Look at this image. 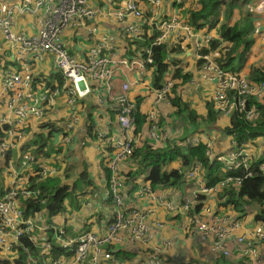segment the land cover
I'll return each instance as SVG.
<instances>
[{
  "label": "built area",
  "instance_id": "1",
  "mask_svg": "<svg viewBox=\"0 0 264 264\" xmlns=\"http://www.w3.org/2000/svg\"><path fill=\"white\" fill-rule=\"evenodd\" d=\"M178 2L181 3L180 0ZM161 3L162 0H127L124 13L120 14L121 19L131 17L136 22H143L144 5L150 4L155 9ZM246 10L260 20L255 35L264 39V0L249 3ZM97 14L98 11L87 0H23L12 5L0 3V29L4 41L14 53L12 61L21 65L17 68L12 63L5 66L1 62L0 160L12 179L10 188L0 196V248L12 251L27 236L37 243L35 233L41 229L38 221L40 213L34 217H26L23 201L36 198L40 193L30 188L31 178L45 180L57 174V168L47 164L44 155L37 154L38 147L24 148L27 137L33 129L47 133L51 130L49 126L52 123L47 120L59 97H66L67 105L72 111V120L66 124L65 129L67 133L70 132L79 123L75 110L78 100L90 97L98 105L109 108L108 111L115 117L119 127V132L114 134H109L98 126L88 127L113 174L109 182L108 196L112 198L117 209L113 212V222L102 236L87 232L73 237L63 226H46V231H54V241L64 253L58 259H53L50 256L52 246L47 244L49 259L43 264H86L88 261L90 264H99L101 258L111 259L124 245L141 248L145 255V264H166L170 244L161 242L157 245L155 242L156 234L166 229L163 222L154 219L155 211L149 209V206L156 209L155 205L164 209L166 214L182 216L188 223L186 231L190 235L199 234L213 239V251H221L224 256L237 255L247 264H264V253H261L264 248V224H257L249 229L240 219V214L239 217L224 214L221 218L223 214L218 213L215 207H205L206 216L211 220L209 223L203 220V210L195 212L202 207V199H217L231 187L240 188L244 179L254 175L252 167L256 159L253 143L217 154L212 141L203 142L202 137L198 136L192 138L184 144L206 145V156L210 163H220L223 171L230 175L217 185L209 187L204 176L205 166L196 161L188 171L185 181V185L193 184L195 191L191 198L184 200L183 205L179 207L167 199H158L150 185L143 183L135 201L129 204L127 211L124 210L127 205L121 191L125 181L119 176L118 164L120 161L132 159L143 136L149 135L155 144L166 143L161 125L164 116L159 109H152L146 115V124L150 125L148 132H138L137 104L130 97V91L145 83L149 77L143 76L147 66L154 67L150 49L143 52L142 62H134L127 56L114 61L111 55L115 47L106 39L94 42L82 60L73 57L68 50L64 33L74 27H85L84 20ZM24 15L40 16V30L37 34L25 36L16 33L15 19ZM148 24L158 25L160 28L159 37L152 43L154 46L166 45L168 32L172 30H177V45L194 35L188 24L182 25L177 19L163 21L158 20V16H153ZM138 32L137 24L126 25L123 29V34L132 40L138 37ZM206 42L211 44L213 40L209 38ZM220 46L224 47L220 44L210 55L203 57L201 77L217 84L214 101L222 116L230 118L234 112L246 113V119L251 121L256 117V112L254 108H248V101L264 100V82L256 83L240 73L222 69L217 61L210 58L219 52ZM228 49H223L222 52H229L230 48ZM1 51L0 46V53ZM48 56L54 61V75L62 78L61 82L52 86L36 73L37 65H43ZM166 62L169 63V60ZM132 63L139 66L141 78L131 82L117 79V71L130 68ZM114 65L118 67L114 68ZM153 71L155 73L154 69ZM117 82L121 83L119 93L116 92ZM176 84L177 81L167 73L164 85L160 89H153L157 104L173 96ZM230 92H235L236 96L230 97ZM18 149L21 150L17 155ZM9 153H13L10 159ZM260 171L264 173V165L260 167ZM238 172L244 173V177L238 175ZM137 202L142 206H136Z\"/></svg>",
  "mask_w": 264,
  "mask_h": 264
},
{
  "label": "crops",
  "instance_id": "2",
  "mask_svg": "<svg viewBox=\"0 0 264 264\" xmlns=\"http://www.w3.org/2000/svg\"><path fill=\"white\" fill-rule=\"evenodd\" d=\"M23 0H0V3H6L12 5L14 2ZM35 1V0H32ZM89 5L98 11V14L93 18H86L84 20L85 27H74L68 29L64 33L65 44L72 54L73 57L77 59H84L88 49L93 45L94 42L101 39H106L110 45L115 47L114 53L111 55L113 60H119L123 56L129 57L134 62H142L143 52L146 51V47L139 44L138 41H142L145 38H150L155 35V32H160L158 25L148 24V21L153 16H158V20L163 21H173L177 19L182 25L188 24L192 29L194 35L192 38L185 40L181 43L180 52L171 53L168 57L169 63L171 61H176L179 66L183 68V74L189 76V81L182 84L180 81L178 83V89L173 96L169 97L168 100L163 101L159 104L156 102V97L154 95V67L147 66L146 71L143 76L149 75L147 80L143 84L135 86L130 91V97L136 101L142 100L141 113L145 116L152 109L157 108L163 114L161 125L163 132L166 136V142L177 145L178 147H185L192 138L198 136L202 137L203 142L212 141L216 145L217 154H224L232 151L233 142L231 137L224 134V130L230 124V119L220 115V118L216 125L213 127H208L202 125L199 133H195L193 125L187 123V121H181L179 117L176 116V107L172 104L171 100L179 96L184 103H188L193 110L197 112L200 117L207 116V106L208 104L214 105L215 109V93L217 84L213 82H208L202 79V65L200 61H204L201 52L203 49L209 48L211 44H207V40L210 38L213 41H219L224 47L219 48V52L216 55H211V59L218 62V59L224 54L223 49L232 48V43L225 41L221 37V28L227 23V18L225 17V5L221 7L220 16L218 22L212 27L209 23L201 22L202 28L196 29L192 26L190 22V11H198L201 9V0H162V3L157 8H152L150 4H145L143 11L145 16V21L136 22L131 17L121 19V13H124L125 5L127 0H87ZM228 2V0H223ZM246 5H244L241 11H235L233 17L230 19L229 24L233 26L242 16H247L249 13L246 10V6L249 3H253L258 0H247ZM178 2V3H177ZM161 17V19H160ZM253 38L255 40V45L250 51V56H248V61L245 67L240 72L246 78L251 80L252 69H264V39L255 35V29L259 25L260 20L255 18L253 15ZM15 31L18 34L25 36L35 35L40 30V16H17L15 19ZM137 24L139 25L138 37L134 40L126 37L123 34V29L126 25ZM213 24V23H211ZM264 27V22H262ZM159 29V30H158ZM182 32V31H181ZM183 33V32H182ZM156 40V39H155ZM154 40V41H155ZM153 41V42H154ZM168 48L171 50L177 46V30H172L168 32L167 44ZM0 46L2 51L0 53V84L2 81V67L1 62L6 65L12 63L15 67L20 68V63H14L12 61L14 53L11 51L9 45L4 41L2 31L0 29ZM211 54V53H210ZM209 54V55H210ZM43 65H37L36 73L44 77L49 85L61 82L62 78L55 76V71L53 68L54 61L52 57L48 56L45 58ZM118 65H114L117 68ZM155 70V69H154ZM233 73V72H232ZM116 78L119 80L138 81L141 78V71L139 66L131 64L130 68H121L117 71ZM120 82L116 83V92L119 93ZM156 89V88H155ZM66 97H59L55 108L51 111L49 115V120L52 125L56 126L55 133L48 137L50 145L49 152L44 155V160L51 167L57 168V174L54 178L60 179L61 185H68L70 187H75V182L79 180L84 186L83 190L79 194L81 199L79 201V209L76 211L74 207L69 204V198L65 203V211L56 217L50 218L47 209H44L38 215V221L41 225V229L37 230L35 236L37 238L38 256L31 257V264H43L47 259H49V254L47 251V244H51L52 251L54 244L56 243L58 249L60 250L59 244L56 241L49 240V232L46 231L45 227L53 225L56 227H65L70 236L76 237L78 235L92 232L97 236H102L106 233L107 227L113 222V213L116 211V205L112 206V202L109 200L108 194L110 193V185L107 183L106 174L104 173V166L108 162L105 156L99 150V144L94 139L89 126L101 127L105 132L109 134H114L119 132L118 123L115 117L108 111L107 106L98 105L97 102L92 100L90 97L83 100H78L75 110L79 120L78 125L72 129L70 132H66V124L72 120V111L67 105ZM258 103L263 104L264 100H258ZM150 128L149 124L143 126L142 132H148ZM223 129L222 138L219 136L210 137V134H215L216 130ZM51 129V128H50ZM60 130H64L61 133ZM187 132L189 134H187ZM40 133L38 129H33L30 135L27 137L24 148L32 147V143L36 140V137ZM189 135V140L182 141V138ZM208 135V136H207ZM68 138L66 139V137ZM65 141L67 143H65ZM184 144V146H182ZM254 154L255 159H259L263 155L264 151V141L257 140L254 143ZM166 145L155 144L149 137V135L143 136L138 149H143L148 146L153 148H162ZM258 146L260 148H258ZM228 147V148H227ZM23 149V147H22ZM38 149V148H37ZM21 149L16 151L18 155ZM37 150V154H38ZM1 162V173H0V196L4 194L10 188L11 185V175L5 170L4 163ZM104 162V163H103ZM107 164V163H106ZM139 165V161H138ZM137 163L135 160H123L118 164L119 176L126 181L125 175L136 169ZM138 167V166H137ZM174 170L181 172L182 164L180 161L170 164L163 168L164 172L171 173ZM88 172V177L84 178L83 174ZM150 173V168L147 170L146 176ZM188 171L186 172L187 175ZM145 177H140L137 180L138 189L134 190L133 184H126L123 187L121 194L123 195L125 204V211L130 203L135 201V197L139 194ZM91 182V184H89ZM148 183V182H147ZM150 185V183H148ZM94 185V186H93ZM92 187V189H90ZM151 187V185H150ZM152 189V187H151ZM75 190V189H74ZM154 195L158 199H167L169 202L176 206L183 205L184 200L188 197L191 198L194 193L193 184L185 185V182L181 184L180 187H162L158 190H153ZM162 197V198H161ZM217 199H211L209 201L201 200L202 207L196 213L203 210L204 221H211L209 216H206L205 207L212 208L215 207L218 213L223 214L220 217H224V214H233L239 217V213L234 210L225 211L224 208H220ZM136 206H142L140 202L135 203ZM214 205V206H213ZM100 207V208H99ZM156 209L149 206V209L155 211L154 219L163 222L166 225V229L158 232L155 236V242L160 245L161 242H166L170 244L169 252L165 259L166 264H217L221 259L231 260L233 264H247L245 260L237 255L224 256L221 251H213V239H208L202 237L199 234L190 235L186 229L188 228V223L182 216L175 214H166L164 209ZM264 207V205H263ZM260 209V206H259ZM193 212V214L195 213ZM258 209H247L246 213L240 214L241 219L244 222L246 228H253L255 225L260 224L256 222L255 215ZM254 215L251 219L250 216ZM210 223V222H209ZM191 241H193L191 243ZM203 245V246H202ZM196 246L200 249L201 254L198 256L197 253L193 256L190 253V248ZM264 248H262L261 253H264ZM0 258H7L13 260L17 257L18 252L16 250L6 251L0 248ZM129 256L117 258L112 256L111 259L105 260L101 258L99 264H145V255L141 248L131 245H124L120 247L117 251ZM61 257V256H60ZM196 261L197 263H195ZM200 261V263H199ZM86 264H90L88 261Z\"/></svg>",
  "mask_w": 264,
  "mask_h": 264
},
{
  "label": "trees",
  "instance_id": "3",
  "mask_svg": "<svg viewBox=\"0 0 264 264\" xmlns=\"http://www.w3.org/2000/svg\"><path fill=\"white\" fill-rule=\"evenodd\" d=\"M247 0H201V9L198 11H190V22L196 29L203 27L202 21L209 23L213 27L218 22L220 16V10L225 5V17L227 23L221 28V37L223 40L232 43V48L229 52H226L218 59V63L222 69L228 72H240L248 61L250 51L255 45L253 38V21L252 15L242 16L233 26H230L229 21L233 17L235 11H241L246 5ZM213 23V24H211ZM160 32H155V35L150 38H145L143 42L138 41L147 49L152 51V58L154 60V83L155 88L160 89L164 85V80L167 73L170 74L172 79L180 81L182 84L189 81V76L183 74V68L179 66L178 62L171 61L167 63V59L171 53H179L180 46L177 45L173 49H169L167 45L154 46L153 41L159 37ZM221 43L219 41H213L209 48L203 49L201 54L203 56L209 55L212 51L216 50ZM204 64V61H200L199 64ZM150 67V66H149ZM251 80L256 83L264 82V69H252ZM178 83L173 89V94L178 89ZM230 97L236 96L235 92H230ZM137 104V127L138 132L142 130L146 123L147 116L141 113L142 100H136ZM172 104L177 108L176 116L181 121L186 120L187 123L193 125V131L199 133L202 125L213 127L217 124L220 118V112L215 109L214 105L208 104L207 116L200 117L195 110L191 108L188 103L182 102L181 98L176 95L171 100ZM254 108L256 117L249 121L246 119V113L234 112L230 119V124L224 130V134L231 137L234 147H241L247 143H254L257 140L264 141V103H258L257 99H250L248 101V108ZM51 130L48 132V136L45 133H40L33 146L38 147L39 155H46L49 149L45 148L50 145L48 137L55 133L56 126L52 125ZM64 133V130H60ZM187 134H189L187 132ZM0 136L2 133L0 132ZM189 135L182 138V141L189 140ZM29 148V147H28ZM49 148V147H48ZM207 146L199 144L193 146L186 144L181 148L177 145L166 142V145L162 148H153L152 146L145 147L143 149H136L133 155V160L136 161L137 166L135 170L129 172L126 177V184H133L134 190L138 189L137 180L140 177H145L144 182L150 183L153 190H158L162 187H180L182 183L186 181V172L189 171L196 161L202 162L205 166V179L208 182V186L212 187L223 181L230 174L223 171L222 165L217 163H210L206 156ZM36 151V150H35ZM13 156V153H9V159ZM1 161V160H0ZM139 161V165H138ZM180 161L182 164L181 172L174 170L171 173L163 171V168ZM3 163V162H2ZM104 163V162H103ZM4 165V164H3ZM264 165V151L263 155L254 161L252 170L255 172L250 178L244 179L240 188L236 189L231 187L224 191L220 196L218 205L220 208H224L225 211L234 210L239 214L246 213L247 209L258 208L260 209L255 215L256 222L264 224V173L260 171V167ZM104 173L106 174L107 183L112 179V172L108 165L105 163ZM150 168V173L146 176L147 170ZM0 162V173H1ZM238 175L244 177V173L238 172ZM84 178L88 177V172L83 174ZM91 184V182H89ZM29 186L33 190L39 191V195L36 198L23 201L24 211L26 217H34L36 214L41 213L44 209H47L50 218L65 211L66 201L72 197L75 187L68 185L60 186L59 178H48L40 180L38 177L31 178ZM112 201V198L109 197ZM242 217H240L241 219ZM37 236V235H36ZM54 231L49 232V240L54 241ZM18 252L15 259L10 260L7 258H0V264H31L30 256H38V247L30 237H24L20 240L19 244L13 248ZM63 251L58 249L57 244H54L53 251L50 252V256L53 259H58L63 255ZM117 258L126 257L128 255L120 252H116ZM217 264H233L231 260L221 259Z\"/></svg>",
  "mask_w": 264,
  "mask_h": 264
},
{
  "label": "rangeland",
  "instance_id": "4",
  "mask_svg": "<svg viewBox=\"0 0 264 264\" xmlns=\"http://www.w3.org/2000/svg\"><path fill=\"white\" fill-rule=\"evenodd\" d=\"M47 121H51V120H47ZM184 121H186V120H184ZM222 134H223V129L221 128L220 130H216V132H215V134H210V137H215V136H219V138H222L223 136H222ZM208 136V135H207ZM261 141H263V140H261ZM49 147V146H48ZM49 148H53V146L52 147H49ZM228 148V147H227ZM258 148H260L259 146H258ZM99 150H101V147L99 146ZM214 151L216 152V145L214 146ZM75 185H76V188H75V190H74V192H73V194H72V197L69 199V204H71L73 207H74V210H78L79 209V201H80V199H81V197H80V193H81V191L83 190V188H84V186L82 185V183L79 181V180H77L76 182H75ZM94 186V185H93ZM90 189H92V187L90 188ZM112 202V206L114 205V201L112 200L111 201ZM115 206V205H114ZM214 206V205H213ZM100 208V207H99ZM254 209V211L256 210V209H258V208H253ZM259 210V209H258ZM115 211V210H114ZM113 213V212H112ZM253 216L254 215H251L250 216V218L252 219L253 218ZM193 241H191V243H192ZM203 246V245H202ZM1 252V251H0ZM190 253L194 256L195 255V253H197L198 254V256L201 254V252H200V249L198 248V247H196V246H192L191 248H190ZM195 263H197L196 261H194ZM199 263H200V261H199ZM198 264V263H197Z\"/></svg>",
  "mask_w": 264,
  "mask_h": 264
}]
</instances>
